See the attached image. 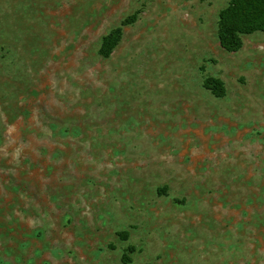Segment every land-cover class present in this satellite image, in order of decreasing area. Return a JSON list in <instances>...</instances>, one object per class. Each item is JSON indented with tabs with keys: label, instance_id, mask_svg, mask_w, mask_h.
Segmentation results:
<instances>
[{
	"label": "rangeland",
	"instance_id": "374dc122",
	"mask_svg": "<svg viewBox=\"0 0 264 264\" xmlns=\"http://www.w3.org/2000/svg\"><path fill=\"white\" fill-rule=\"evenodd\" d=\"M230 1L0 0V264H264V32L226 51Z\"/></svg>",
	"mask_w": 264,
	"mask_h": 264
},
{
	"label": "trees",
	"instance_id": "16d2710c",
	"mask_svg": "<svg viewBox=\"0 0 264 264\" xmlns=\"http://www.w3.org/2000/svg\"><path fill=\"white\" fill-rule=\"evenodd\" d=\"M132 22L124 21L104 38L100 49L104 58L112 55L122 39L123 27ZM257 32H264V0H231L220 12L219 39L226 51L238 52L243 47V37ZM205 84L217 97L224 96V83L220 79L209 77ZM125 260L130 259L125 256Z\"/></svg>",
	"mask_w": 264,
	"mask_h": 264
}]
</instances>
